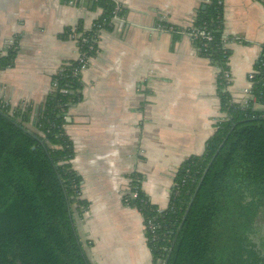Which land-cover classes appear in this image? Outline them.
Listing matches in <instances>:
<instances>
[{
  "label": "crops",
  "instance_id": "1",
  "mask_svg": "<svg viewBox=\"0 0 264 264\" xmlns=\"http://www.w3.org/2000/svg\"><path fill=\"white\" fill-rule=\"evenodd\" d=\"M115 1L124 9L122 25L100 33L64 126L79 199L87 205L73 221L89 264H152L143 218L127 202L134 197L130 176L141 177L151 205L167 209L177 170L203 155L225 116L219 68L191 38L202 0ZM101 14L92 0H0V57L10 43L16 48L13 65L0 69V100L36 118L53 77L77 59L69 33L79 25L80 33L90 32ZM222 16L230 52L226 90L239 102L264 48V3L222 0ZM26 127L35 132L32 122Z\"/></svg>",
  "mask_w": 264,
  "mask_h": 264
},
{
  "label": "trees",
  "instance_id": "2",
  "mask_svg": "<svg viewBox=\"0 0 264 264\" xmlns=\"http://www.w3.org/2000/svg\"><path fill=\"white\" fill-rule=\"evenodd\" d=\"M202 1L193 30L204 28L212 41L207 48L200 39L194 43L202 56L226 70L230 52L223 45L222 0ZM92 4L102 10L93 25L111 29L114 3ZM84 34L91 38L94 31ZM15 55L12 47L1 56L0 69L12 66ZM77 66L72 62L53 77L56 89L36 118L29 108L10 113L0 106V264H89L73 221V212L81 216L87 205L79 199L81 179L71 168L73 144L64 130L68 109L81 95L80 75L73 76ZM263 67L264 48L252 85L264 105ZM226 89L219 77L225 116L203 155L190 157L177 170L166 210L149 203L140 176H130L135 197L127 202L144 224L156 227L154 239L145 232L152 264H264V242L252 238L264 208V110L232 104ZM31 122L35 132L26 127Z\"/></svg>",
  "mask_w": 264,
  "mask_h": 264
},
{
  "label": "built area",
  "instance_id": "3",
  "mask_svg": "<svg viewBox=\"0 0 264 264\" xmlns=\"http://www.w3.org/2000/svg\"><path fill=\"white\" fill-rule=\"evenodd\" d=\"M76 1L78 0H68L67 3L69 5H73L76 3ZM111 1L114 3V8H113V11L110 17L109 26L111 27L115 25V23H119V25H122L121 16H122V11H123V6L117 3L115 0H111ZM205 3H209V1L206 0ZM158 29L165 31V32L174 33V29L172 27H166V26L159 25ZM91 31H94V35L91 38L88 35H85L84 33H77L76 31H72L69 33V38L75 42L76 48H77V59L75 60V62L77 63L78 66L74 70L73 76L81 75V73L87 67L89 59L91 58V56H89V53L97 52V41H98L100 33L103 31V28L100 25H93ZM191 38L193 40L194 39L202 40L203 48H207V44L212 41L211 35L207 33L204 28H201L195 31L193 30L191 32ZM223 43H224L223 45L225 48V41ZM84 46H86V48H84ZM12 47L16 50L15 46L13 45V42L8 45V47L5 50V53ZM226 67H227L226 70H219V77L225 82L226 88H227L229 86L231 77L228 72L227 64H226ZM254 75H256V71H253L248 75L247 79L251 86L243 91L242 98L239 102L231 101L232 104L238 105L243 108H247L249 105H255V104H258L264 107L263 104L257 101L256 97L253 94L252 85H253ZM262 75H263V83H264V67L262 70ZM55 89H56V82L51 83L50 92L55 91ZM59 92L65 93V90L61 89L59 90ZM0 106L9 107V112L11 113L12 107L8 105L5 101L0 100ZM254 110H264V109H254ZM143 226H144V231L145 232L147 231L149 232V234L153 235V239H154L156 227L153 225V223L148 221V222H145V224L143 223Z\"/></svg>",
  "mask_w": 264,
  "mask_h": 264
},
{
  "label": "rangeland",
  "instance_id": "4",
  "mask_svg": "<svg viewBox=\"0 0 264 264\" xmlns=\"http://www.w3.org/2000/svg\"><path fill=\"white\" fill-rule=\"evenodd\" d=\"M27 129H29L30 131H33L31 129V127L27 128ZM253 236H252V238H254L253 240L255 242H259V243L264 242V208L259 211L258 217L255 220Z\"/></svg>",
  "mask_w": 264,
  "mask_h": 264
},
{
  "label": "water",
  "instance_id": "5",
  "mask_svg": "<svg viewBox=\"0 0 264 264\" xmlns=\"http://www.w3.org/2000/svg\"><path fill=\"white\" fill-rule=\"evenodd\" d=\"M66 122L68 123L69 121H68V120H66Z\"/></svg>",
  "mask_w": 264,
  "mask_h": 264
}]
</instances>
